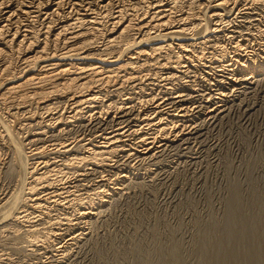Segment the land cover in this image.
<instances>
[{
  "label": "bare ground",
  "instance_id": "1",
  "mask_svg": "<svg viewBox=\"0 0 264 264\" xmlns=\"http://www.w3.org/2000/svg\"><path fill=\"white\" fill-rule=\"evenodd\" d=\"M176 1L167 0V4L169 3L171 6L170 5L164 6V5L159 3L160 1L156 2L155 4H151L152 2L150 3L147 0H146V2L140 1V3H142L140 5V7L142 9L143 8H145V9L142 10L141 8H139L142 10V12L140 14L141 17L138 16V18H137L136 16H134V13H133L135 10H137L136 9L137 7L135 8V6L137 5L135 2L134 3L136 5L135 6L133 5L134 6L133 8H135V10L131 9L133 11H130V9L128 10L127 8L125 10H123L124 7L122 8L118 5L120 7V9H118V10L116 9L115 12L113 10V12H112V10H110L112 8V6L110 9L108 8V6L110 4H112L113 1L111 2V0H106L105 6H103L104 4L99 5L100 7L102 6L101 11H104L105 9L107 10V8H108V12H110V11L111 12H110V14L109 13L104 14L102 12L104 14L103 15V14H99L101 12L94 13L95 11H93L91 9L92 6H90V4H87V3L83 4L84 2L80 1V0H0V111L3 112V110L1 109L2 108L1 106L5 107V109L10 108V106H11L12 108L10 110H7V109L6 110L11 111L12 113L14 112L13 110L16 109V112H14L13 114L11 112H9V115L10 114L11 115L8 118H12L11 120H13L16 118L13 116L17 115V113H18L17 111H19L20 109L21 110L24 109V111L27 112L25 115V118L27 116V118L30 121L31 120H35V121L37 120L39 122L40 117L38 116L39 114L37 112H35L36 110L34 109L35 111L33 110L34 111V113H33L32 111H30L31 108L27 109V107H30V106L32 107L35 105V108H39L40 106L43 105L42 108L45 107L44 111H42L43 109L42 110L38 109V110L42 111L41 115H44L45 113H47V114L52 113L53 114V111H56L58 106L57 105H56L57 107L51 106V104L55 101H58L59 99L65 98V101L67 102V107H68L67 109H69V111L71 110L70 114H72V115H69V116L64 115L65 116V118H64L65 122L63 124L64 127L69 128V127H72L73 124H77V123L82 122V121L83 122L86 121L85 122L86 125H87V123L89 125L90 117L94 116V114H95V115H98V117L95 116L97 118L95 119L96 121L94 123L95 129L94 128L93 129L96 131L97 130L102 131V133L97 131L99 133L95 134V135L93 134L94 135L93 136L91 134L92 132L90 130L86 131L85 127L82 126L83 128H80L78 130L80 132V136L78 137V140H77V138H76V140H74V139H72L73 137H71V136H74V133H77V131H73V132L68 131L69 133H65V131L67 129L66 130L59 129V130H56V133H55L56 135L53 137H57V139H62L63 137L64 138L67 137V140L65 139L64 141H61V140L56 139L57 142L56 141L55 142L54 141L49 142V141L43 140L41 143L39 141L38 145L31 144V147L26 150L22 146L23 142H20L21 140L19 139L20 134H22V133L18 134L16 129L15 130L11 129V127H10L11 125L6 124L7 120L6 119H5L6 121L4 120V118H5V117H3L4 113L0 112V177L1 176L3 177L5 175L3 178H6V177H9V178L14 177V179L18 178L17 179L18 189L15 188L17 186L16 185L14 188L17 190L14 193H11L9 197L6 198V196H5V197H3V199L0 200V233H2L3 231L6 230V232L8 231L7 235L9 234V236L13 237L12 240H10L11 238L9 239L10 241L15 242L16 240H18V241L21 240V244L23 243V244L27 245V246H24L22 244L23 246H20V243L18 242L19 244L15 245L16 248L14 247L16 250H18L20 252L24 251L25 252L24 254H26V252H28V251L30 252V250H31V248L29 250H27L29 247V244H34L35 250L34 251L32 250L31 251L32 253L31 252L30 253L31 254L36 253L37 254L36 256H38L39 253H41L40 252L41 250H44L45 248H49V249L51 248L50 249L52 252L51 258L54 257L55 253H58L60 256V258H59L60 260L58 259V260L52 261V262H54L55 264H59L60 261H62L66 258L68 251H70L69 247L72 245L74 246V244H76V243H79L78 241L82 238V236L84 234L83 233L78 234L79 233V231H78L77 232L78 235H75V234H69L66 231V233H67L66 237H69V239L67 240L68 245L67 246H59L58 245L59 247L58 248L55 247V249L53 250V248H54L53 245L59 243V242L55 243L56 239H57L56 238V232L59 229L63 228L64 226L72 225V224H70V222L73 223V221H77V223L80 224V222L82 220H86V219L91 220L93 218V216H95V212L99 211L102 207L107 205L108 199L110 197L114 196L119 191H121L122 187H124L123 185L125 183L130 182L129 180L131 179V174H129L130 173L129 171L128 172L122 171V172H119L118 174L116 173L115 178L111 179L112 177L109 176V174H107L108 169L109 170L111 169V167L109 168V164H110L109 161H111L112 159H113V161H115V159H117L121 155H125V156L127 155V157L129 156V158L131 156L132 157L134 156L136 158H143V159L150 158L151 156H153L152 154L154 153V151L152 153V150H150L151 145H153L154 141L156 143V139L158 137L163 138V137H165L166 134L169 135L170 131L172 133V130L176 129V131H177L178 127H181L183 129L186 126L188 127L189 123H192V119H190L191 118L190 116H192V115L190 114V116H189L190 118H189L187 116L189 114L186 115V113H185L186 111L185 112L183 111V110H185L183 108V106L179 105L180 107L177 108V109H179L178 110L179 112L183 113L182 118L180 120H177L174 117L172 118V116H173L172 113L177 112L176 111L177 109L171 110V109H173V106H170V107L167 106V105H169V104H167L168 102L164 103L167 105H160L162 102L159 101L160 104L158 103L156 106H153L151 110H149V111L146 110L145 112H141L140 111L141 109L139 108V106L142 105L141 104V102L143 100L142 98L145 95L142 97V93H140L138 90L137 91L139 93H136L137 91L135 93L134 92L124 93L123 91L126 88L125 89L124 88L123 89H116L115 90L116 92L113 90V88H111L115 92V94L111 95L109 93L108 95H106V93H105V95H103L102 94V87H101V86L105 87L107 85L116 84V83H119V86H120L122 83L126 84L127 82H130V85H132L131 82L137 83V81L142 82L143 79L144 80L148 79V78L151 79V77L156 78L158 76L157 74H159L160 71L158 70L159 73L154 72V71L156 69H158L159 66H162V65L168 67V68H165V67L164 68L167 69L168 71H170L169 72L170 74H168L166 72H165V74L161 73V75H162V77H160L161 80H162V78L164 79L165 75H167L165 77L166 80L176 78V79L184 81V78H183L184 75L180 73V71H182V69H184V68L186 69L187 66H188V68H190V66H191L193 69H197V68H199L200 65H202V66L204 65L203 62L201 64H199L200 63L199 61H200V58H202L201 55H203V56H205V55L202 53L203 51H198L199 46L202 44L201 41L204 38L197 39L199 37V35L196 38V36L194 35L195 33H192V31L194 32L195 29L197 31L198 26H202L203 23H205L203 25V27L206 26L205 30L208 31L210 29V26H209L210 23H208L207 21H209L211 23H215V24L218 20L220 21V19H222L224 16L223 14L220 13V11H222V13L225 12L224 11L225 8L227 9L226 5H229L227 3L228 1L226 0V2H225V1H221V0L220 1H216V0L212 1L211 0L209 7L205 11V14L201 15V12H200V15L195 14L196 17L192 13V11H190L191 9L189 10L190 12L184 11V14H182V15H181V13L177 14L178 12L176 13V11H174L175 8L177 7V3H178ZM196 1H198V0H196ZM128 2H129V0H128ZM182 2H183V0H182ZM188 2H190V1H188ZM203 2H206V1H203ZM203 2L202 3L199 2L201 4V7L204 5ZM229 2H230V0H229ZM180 3L181 2H179L178 4L180 5ZM187 4H189V3H187ZM233 4H235V3H233ZM146 6H147V8H146ZM64 7H67V9H68L67 12H65L66 8L64 10ZM196 7H195V9H196ZM114 8H116V7H114ZM179 8L180 7H178L177 9H179ZM193 8H194V6H193ZM260 8H262V7H260ZM260 8H258V10ZM251 9H254V8H251ZM263 9L264 8H262V10ZM201 10H202V8H201ZM204 10L205 9L203 8V11ZM80 11L82 13L83 12H85V13L82 14V13H80ZM137 11H135V12H137ZM251 11H253V10H251ZM250 15H251V13H250ZM59 16H60L61 21L59 20L60 22L57 23V26L54 30H51V27H50L52 25L51 24L52 21H51V23L47 22V25L43 29L40 28L41 29L40 31H37L38 28L37 29L34 28L35 23H33L32 18H35V20L36 19H38V20L42 19V21H47L48 19L51 20L53 17L55 19L57 18L54 21H58ZM255 16H256V14H255ZM262 16H263V14H262ZM259 17H261V16L259 15ZM102 20L103 21L106 20V23L108 22V24H106L107 26H104L102 24ZM256 21H259V20H256ZM39 22H41V21H39ZM196 22L198 23L197 25H196ZM219 23L222 24L221 21ZM207 24H209L208 25L209 29H208ZM235 24H238V23H235ZM37 26H39V24ZM215 26H217V24ZM241 27H243V25ZM221 28H223V26ZM200 30L201 29H199V31ZM202 30H203V28H202ZM199 31L197 33H199ZM237 32H239V31H237ZM241 32L243 33V31H241ZM209 33H211V32H209ZM202 34L203 33H201V35ZM208 36H211V35L209 34ZM250 37L251 36L245 37L244 35L243 36L240 35V36L236 37V39H235V41H236L235 47L236 48L235 49L241 53V50L243 51V50H245V48L248 49V46H249V48H251L250 47L251 40L253 41V39L255 37H253V39L249 40ZM217 39H215V41ZM232 39H230V40H232ZM99 41H101V42H99ZM210 41H211V37H210ZM206 42H208V41H206ZM233 42H234V40H233ZM98 44L99 45L101 44V45L96 46ZM204 44H205V41H204ZM257 45H258V43H257ZM174 46H175V48H173ZM243 46L245 48H242ZM214 47H216V44ZM23 50H24L23 54L24 55L26 54V56L19 54L20 56H18V58H17L18 62L21 63V67L19 66L21 69L18 68L19 71H15L16 70L15 69V70H13L15 72H13L10 69V65H11L10 62H12L11 60H12L14 51L22 52ZM217 50L219 51V49H217ZM173 51H175V52H173ZM218 51L214 50V51H211L210 53H207L208 57L210 58L209 61H211V65H212V66L211 65L210 66L213 68V70L216 69V70H218L217 72L223 73L228 77L229 76L233 77V75L237 77V73H240V75L242 76V79H244L245 81L246 80L252 81L251 79H253V78L255 79V74L258 73L259 71L255 72L257 69L253 68L254 66L252 67L253 71L248 72V74H250L251 76L250 75L248 77L245 76V78H244L243 72H244V68H245L247 63H243L242 60L241 61L233 60L229 57V55H228L229 53L227 54V53L223 52L222 50L220 52H218ZM259 52H260L259 55H262L264 57V43H261V47H260ZM240 53H238V54H240ZM231 55H233V54H231ZM238 58H240V57H238ZM3 59H4V61H3ZM184 59L186 60L185 62H184ZM198 59H199V61H198ZM248 60L251 61V65L252 64H254V65L259 64L262 68V70L260 69L261 70L260 72L264 71V58H263V61L261 63H260V61L259 62L257 61L255 56L247 59V62H248ZM205 63H207V62L205 61ZM208 64H209V62H208ZM202 66H201V68H202ZM204 68H206V67H204ZM75 69L78 70L79 72L78 71L76 72ZM163 69H161V70L163 71ZM164 71H166V70H164ZM192 71H195V70H192ZM202 71H204V70H202ZM151 72H154V73H151ZM197 72H199V71H197ZM204 72H206V71H204ZM73 73H76V75H71ZM149 73H151V74L149 75ZM209 73L211 74V72H209ZM184 74H185V72H184ZM196 74H199V73H196ZM203 74H205V73H203ZM168 75H170V76H168ZM196 76H198V75H196ZM187 77L185 75V78H187ZM192 78L195 79V76L191 77V80H192ZM239 79H241V77H239ZM153 80H155V79H153ZM179 80H177V81H179ZM231 81H233V80H231ZM140 82H138V83H140ZM152 82H151V84H154V82L153 83ZM165 82H167V81H165ZM242 83H244V82H242ZM161 84H162V82L160 83V85ZM164 84L162 86L166 85V84L165 85ZM167 84H169V83H167ZM135 85H137V84H135ZM132 86H131V88H132ZM193 86H194V84H193ZM110 87H112V86H110ZM129 87L130 86H128V88ZM144 87H145V85H144ZM144 87H143L142 91L140 90L141 92L146 90V89H144ZM128 88H127V90H128ZM151 88H153V87H151ZM196 88H197V86H196ZM196 88L195 87H194V89L188 88L187 92L189 94L190 93L193 94V92L195 91ZM136 89H139V88H136ZM140 89H142V88H140ZM174 89H171V90H174ZM234 89H235V87H234ZM103 91H104V89H103ZM131 91H132V89H131ZM178 91H176V92H178ZM182 91H184V90H182ZM107 92H108V90H107ZM150 93H151V91H150ZM163 93H164V91H163ZM165 93H167V92H165ZM215 94H214V96H215ZM206 95L207 94H205V96ZM217 95L218 94H216V96ZM219 95H221V94H219ZM126 96H129V97H126ZM172 96H171V98H174L177 95H175L173 97ZM182 96L183 95H181L180 97H182ZM221 96H223V94ZM224 96H225V94H224ZM122 97H126V98L121 99ZM166 98L168 99L167 96H166ZM175 98H179V96H177ZM144 99H146V98H144ZM149 99L147 98V100H149ZM154 99L156 100V98H154ZM161 99L162 98H160V100ZM157 100H159V99L157 98ZM171 101H173V100H171ZM176 101L174 100L173 102H176ZM144 102H146L145 103L146 105L150 104L149 101H144ZM147 102H148V104H147ZM196 102H198V101H196ZM219 102H221V101H219ZM59 103H60V100H59ZM61 103H63V102H61ZM207 103L211 104L210 101ZM3 104H8V107H6L7 105L4 106ZM59 105H62V104H59ZM151 105H153V104L151 103ZM199 105H201V104H199ZM215 105H217V104H215ZM14 106L16 108H14ZM89 106H92L93 109H91V107H89ZM201 106L203 107L204 105H201ZM65 107H66V105H65ZM136 108H138L140 110L137 111ZM198 108H201V107L199 106ZM198 108H196V109H198ZM84 109H86L87 111L86 110L83 111ZM213 110H215V109H213ZM213 110L209 111L207 113V116L212 114ZM4 112H5V110H4ZM87 113L89 115L86 116ZM216 113H219V112H216ZM58 114L59 113H57V115H56L57 117H58ZM109 114L113 115L112 119H109L107 117V116H109ZM9 115H6V116H9ZM22 115H24V113ZM118 115H120V116H118ZM59 116H60V114H59ZM104 116H106L109 119V120L107 119V121H109V122H106V121H105L106 123L104 122V119H103ZM47 117H49V116H47ZM53 117H54V115H53ZM95 117H93V118H95ZM125 117L129 118V120H131L130 118H139V119L143 118L142 121L140 120V123H141V125H143V128L141 130L139 129L140 131H142V133L140 132V134H138L136 132L137 129L135 131L137 135L136 134L133 135L131 133L133 135L134 139L137 140V142H135L136 148H134L135 154L130 153L131 151L128 148L129 147L128 145H123L125 142L123 140H126V142H127L128 139H131L128 137L129 135L126 134V133L129 134L128 130H123V129H126V127H127V126H125V124H128V123H124L123 122L124 120L122 121V119H125ZM179 117H181V116H179ZM18 118H20V117H18ZM193 118H195V116H193ZM46 119H48V118H46ZM17 120L20 121L19 119H16L15 121H17ZM25 120H22V121H25ZM29 120H27V121H29ZM91 120H94V119H91ZM9 121H10V119H9ZM15 121H12V122L15 123ZM60 122H61V120H60ZM93 122L94 121H92V124H93ZM126 122H128V121H126ZM129 123H130V121H129ZM20 124L21 123H19L17 126H19ZM27 124H28V122H27ZM35 124H37V123H35ZM53 124L54 123L51 124V127ZM82 124H84V123H82ZM121 124L122 125L124 124L123 128H121L122 127ZM12 125L14 126V124H12ZM32 125H33V122H32ZM45 125L48 126L47 124H45ZM91 125H90V127H91ZM35 126H37V125H35ZM130 126H128V127L130 128ZM137 126L134 125L133 127H137ZM190 126H191V124H190ZM20 127L22 128L23 126L20 125ZM25 127H23V128H25ZM58 127H59V125H58ZM115 127H116V129H115ZM108 128H110L111 130H110V132L107 131L108 132L107 133V132H105V130ZM28 129H29V127H28ZM51 129H53V128H51ZM83 129H84V131H83ZM87 129H89V128H87ZM38 131L36 133L32 134L33 138H40L38 140H42L43 139L42 137H45L47 128L45 129V127L42 128V126H41L40 132H38ZM53 131L54 130H52V132ZM88 131L91 134V136H93V137H90V136L88 137L89 133H86ZM180 131H181V129H180ZM132 132H134V129ZM18 135H19V137H18ZM27 135H28V133H27ZM174 135H176V134L174 133ZM50 136H52V135H50ZM171 136H173V135H171ZM25 137H26V135H25ZM68 137H71V138H68ZM127 137H128V139H125ZM31 138H32V136H31ZM96 138L98 139V141ZM165 138L168 140L167 137H165ZM23 141H24V139H23ZM32 142H34V141H32ZM122 142H123V144H121ZM159 144L161 145V143H158V145ZM142 146L145 148V149H143V152L141 150V152H139V153L137 152L138 154H136V149H139ZM158 147L159 146H157V149H158ZM166 147H167V145H166ZM3 151L9 152V154L8 153L7 154L10 156L6 155L9 157L8 160H6V162L8 161L7 163L3 162V159H2L3 155H1V152H3ZM139 162H140V159H139ZM110 166H112V165H110ZM90 168H93V171H95L97 169L103 170L102 172H100L99 170L97 173H96V171H95V173L93 172V175L94 174L98 175V173H99V176L102 175L100 177L99 181L94 180V182H87V184L84 183L85 185H81L83 183V181H82V183H80V185H77V186L67 185V187H64V184H62V181L66 178H67L66 180L68 181L69 177L75 178L77 180L79 179V181H80V178L85 177L86 171L88 172L90 170ZM90 173H92V172H90ZM134 175L135 176L132 179H135L136 176L139 178V176L141 174L137 172V174H134ZM137 177H136V179H138ZM72 180H74V179H72ZM109 180L114 181L113 183H116V184H112V187L106 185L105 183L108 182ZM84 181L86 182V179ZM58 186L60 188L55 189V187L57 188ZM52 188H54V189H52ZM12 192H13V190H12ZM81 192H83V193H81ZM0 193H2V192H0ZM2 195H5V194L2 193ZM6 195H9V194H6ZM84 195H85V197H83ZM233 200H234V198H233ZM65 202L68 205V207L65 209L62 208V209H64V211H63L64 213L59 214L63 217H54V215L52 213L59 210L58 208L64 206ZM111 204H113V203H111ZM62 209H60V210H62ZM27 211L31 212L30 214H33V215L37 214L38 216L36 215L35 218L33 216H29V215H27ZM229 211H232V210H229ZM57 213H61V212L58 211ZM228 214H229V216H228L229 218L227 217V219L229 221H227V223L228 222L236 223V225L239 229L245 227L246 224L244 225V223H245L244 219H242L240 217L237 218L238 215L237 216L234 215L235 217H233V215L232 216L230 215L232 213H228ZM56 216H58V215H56ZM234 218H237L238 220L235 221L236 219L233 220ZM43 219L46 220V221H44L45 223L42 222ZM40 222H42V223H40ZM38 223H40V224H38ZM85 223H86V221H85ZM230 224H232V223H229V226L231 227ZM41 225H45V226H41ZM226 226H227V224H226ZM78 227L80 228V226H78ZM231 233H233V232H231ZM63 234H65V233H63ZM238 235H240V233ZM3 236H5L8 240V237L6 236V234ZM227 236H229V235H227ZM0 237H2V236L0 235ZM61 237H62V234H61ZM232 238L230 240H232ZM234 238H238V237H236V235H235ZM61 239H63V238H61ZM242 239L241 238L237 239V242L242 241ZM245 239L246 238H244V240ZM259 239H261V236L249 237L247 242L245 243V250L242 251L243 254L240 253V255H239L237 253H232V254H229V256H227L228 254H226V256L223 255L224 256L223 258H221V256H219L220 258L217 256H216L217 258L215 256L209 258V256H208V259L207 258H206L207 260L204 259L205 261L202 264H242L243 261H244L243 264H262V262L259 259V255H258L259 252L257 251V248H258L257 245H259V241H258ZM4 240H6V239H4ZM198 243H200V242H198ZM12 246H14V245H12ZM169 251H171V250H169ZM232 251H235V250L233 249ZM232 251H230V253ZM30 253H27V254H30ZM3 254H5V253H3ZM3 254L0 255V263L2 261H4V259H3L4 255ZM168 256H169V254H168ZM251 256L252 257L254 256V257L252 260H249L250 258H252ZM159 257H160V255H159ZM36 258H38V257H36ZM167 258H169V257H167ZM170 259L173 260V262H175L176 264H179V261H181V260H179V256L175 252H173V250H172V254H171ZM162 260H166V258L162 259ZM168 262L169 261H167V264H168ZM145 263H148V260L145 261ZM171 264H173V263H171Z\"/></svg>",
  "mask_w": 264,
  "mask_h": 264
},
{
  "label": "rangeland",
  "instance_id": "2",
  "mask_svg": "<svg viewBox=\"0 0 264 264\" xmlns=\"http://www.w3.org/2000/svg\"><path fill=\"white\" fill-rule=\"evenodd\" d=\"M80 1H83L84 2L83 4H86V3L90 4V6H92L91 9L93 11H95L94 13L101 12L99 14H103V13L104 14L105 13L110 14V12H111L110 10H112V12L114 10V12H115L116 9L118 10V9H120V7H122V8L124 7L123 10H125L127 8L128 10L130 9V11H133L131 9L135 10V8L137 7L136 9L138 11L135 10L137 12H135V11L133 12L134 16H136L137 18H138V16L141 17L140 14H141L142 10L145 9V8L142 9L140 7V5L142 4V3H140V1L146 2V0H129V2L132 4L131 5L128 2V0H111V2L113 1L112 2L113 5L110 4L108 6L109 9L112 6V8L109 10L110 12H108V8H107V10L103 9L104 11H101L102 6L101 7L99 6V5H103V4H104L103 6H105L106 0H104V1L100 0L102 3L99 0H80ZM147 1H149L150 3L152 2L151 4H155L156 2L160 1L159 3L164 5V6L170 5L169 3L167 4V0H158V1L157 0H151V1L147 0ZM173 1H176V0H173ZM188 1H190V2H188ZM188 1L183 0V2H182V0H177L176 2H178V3L181 2V3H180V5L177 3V7L175 6L176 8L174 11H176V13L178 12L177 14L181 13V15H182V14H184V11H189L191 9L190 11H192V13L194 15L195 14L200 15V12H201V15H203V14H205L206 9L209 7L210 2H211V0H201V1L200 0H198V1L188 0ZM203 1H206V2H203ZM212 1H215V0H212ZM216 1H220V0H216ZM221 1L226 2V0H221ZM227 1H228L227 3L229 5H226L227 9L225 8V10H224L226 13L225 12L222 13V11H220V13L224 15L223 18L220 19L222 24L219 23L220 22L219 20H218L219 22L218 21L216 22L217 26H215L216 25L215 23H211V22L207 21L208 23H210V25L207 24V26L208 25L210 26V29L208 26V29H209L208 31L211 33H209L208 31L205 30L206 26L203 27V25L205 23H203L202 26H198L197 31H196V29L194 30V32L192 31V33H195L194 35L196 36V38L199 35V37L197 39L204 38V39H202L203 42L201 41L202 44L200 45L201 47L199 46V50H198V51H203L202 53L205 55V56L201 55L202 58H200V61L198 59V61L200 62L199 64H201L203 62L204 65L203 66L200 65L199 68H197V69H193L191 66H190V68H188V66H187L186 69L185 68L182 69V71H180V73L184 75L183 78H184L185 82L183 80H179L176 78L166 80L165 77L167 75H165V77H164L165 80L163 78L161 80L160 79V77H162L161 73L165 74V72H166V73L170 74L169 73L170 71L165 69L168 67L162 65V66H159L158 69H156L154 71L157 73H159L158 70L160 71V73L157 74L158 76L156 78L151 77V79L148 78L149 80L143 79L142 82L137 81V83L131 82L132 85L134 84L133 86L135 88L132 85H130V82H127L126 84L122 83L120 86H119V83L107 85L105 87L101 86L103 95H105V93H106V95H108L109 93L111 95L115 94L116 89H123V88L125 89L126 88L123 91L124 93H126V92H134L135 93L138 90L140 93H142V97L145 95L142 98L143 99L142 100L143 103L141 102L142 105L139 106V108L141 110L136 108L137 111L140 110L141 112H145L146 110L147 111L151 110L153 106H156L158 103L160 104V102H162L160 105L169 104L167 106H169V107L173 106V109H171V110H174L180 106H183V108L185 109L183 111L184 112L186 111L185 112L186 115L189 114V115H187L188 117L190 116V114L192 115V116H190L191 118L189 117L190 119H192V123H189L188 127L187 126L184 127L185 129L178 127L177 131H176V129L172 130L173 134L170 131L169 135H167V134L165 135V137H167L168 140L165 137H163L164 139L161 137H158L156 139L157 144L154 141L155 144L153 143V145H151L150 150H152V153L154 151V153L152 154L153 156H151L150 158L143 159V158H136L134 156L133 157L131 156L129 158V156L127 157V155L126 156L121 155L120 157H118L119 159L117 158L118 160L114 158L115 161H113V159L111 160L112 162L109 161V163H110L109 168L111 167V169L110 170L108 169L107 174H109V176L112 177L111 179L115 178L116 173L118 174L119 172H122V171H124V172L129 171L130 172L129 174H131V179L129 180L130 182H127L123 185L124 187H122V190H121L122 192L119 191L117 194L110 197L108 199L107 205L102 207L99 211L95 212V216H93V218L91 220H88V219L82 220L83 222L81 221L80 224L77 223V221H73V223L70 222V224H72V225H70L71 227L70 226H64L63 228L59 229L58 231L56 230L57 231L56 232V238L57 239H56L55 243H57V242H59V243L53 245V247H54L53 250L55 249V247L58 248L59 246H67L68 245L67 240L69 239V237H66V235H67L66 231L69 234H75V235L82 234V233L84 234L82 236V238L78 241L79 243H76L77 245L74 244V246L73 245L70 246L71 248L69 247L70 251H68L66 258L64 260L60 261L59 264H132V263L133 264H140V263L141 264H158V263L159 264H163V263L167 264V261H169L168 264L169 263L174 264L175 262H173V260L170 259L171 254H172V250H173V252H175L179 256V260H181V261H179V264H195V263L196 264H202V263H204L205 260L208 259V256H209V258H211L213 256H215V257L221 256V258H223L224 256H226V254H228L227 256H229V254H232V253H237L240 255V253H242V251L245 250V243L247 242L248 238L251 236H255V237L261 236V239L258 240L259 245H257L258 246L257 251L259 252L258 255H259L260 261L262 262V264H264V71L260 72L262 70V68L259 64H257L258 66L254 65V64L251 65L250 60H248V62H247V59H249L253 56H255L257 61L258 62L260 61V63L263 61V58H264L262 55H259L261 43H264V30H263L264 29V24H263L264 23V21H263L264 20V9L262 10V8H264V1L263 0H247V1L246 0H230V2H229V0H227ZM199 2L200 3L203 2L204 5L202 4L203 6L201 7V4ZM187 3H189V4H187ZM233 3H235V4H233ZM133 5L134 6L136 5L135 8H133L134 7ZM193 6H194V8H193ZM259 6L262 8H260ZM114 7H116V8H114ZM178 7H180L182 10L180 8L177 9ZM195 7H196V9H195ZM65 8H66V10H65ZM139 8H141L142 10ZM146 8H147V6H146ZM201 8H202V10H201ZM203 8L205 9L204 11H203ZM251 8H254V9H251ZM258 8H260V9L258 10ZM250 9L253 11H251ZM64 10H65V12H67L68 11L67 7H64ZM80 13H82V12L80 11ZM84 13L85 12H83L82 14H84ZM250 13H251V15H250ZM255 14H256V16H255ZM262 14H263V16H262ZM196 15H195V17H196ZM259 15L261 17H259ZM52 19L51 20L48 19L47 21H42V19H40V20L36 19L35 20V18H32L33 23H35L34 28L35 29L38 28L37 31H40L41 29H43L47 25V22L51 23V21H52V23H51L52 25L50 27H51V30H54L57 26V23H59L61 21V19H60V16H59L58 21H54L57 18L55 19L52 17ZM256 20H259V21H256ZM37 21L38 22L41 21V22L38 23ZM235 23H238V24H235ZM38 24H39V26H37ZM102 24L104 26H107L106 24H108V22L106 23V20H104V21L102 20ZM197 24L198 23L196 22V25ZM221 25L223 26V28H221L222 27ZM242 25H243V27H241ZM201 27L203 28V30ZM199 29H201L203 32L201 30H200L201 31L200 32ZM198 31H199V33H197ZM237 31H239V32H237ZM241 31H243V33ZM201 33H203V34L201 35ZM209 34L211 36H208ZM240 35L241 36L244 35L245 37L251 36L249 38V40H251V39H253V37H255L253 39V41L251 40V43H250L251 48H249V46H248V49H249L248 50L243 46L242 48H245V50L242 51L240 49L241 53L235 49L236 48L235 47L236 46L235 39H236V37H238ZM210 37H211V41H210ZM215 39H217V40L215 41ZM230 39H232V40H230ZM233 40H234V42H233ZM204 41H205V44H204ZM206 41H208V42H206ZM99 42H101V41H99ZM257 43L259 46L257 45ZM215 44H216V47H214ZM100 45L98 44L96 46H100ZM173 48H175V46ZM217 49H219V51ZM214 50L218 51V52H220L222 50L223 52H225L227 54L229 53L228 55L231 59L238 60V61L242 60L243 63H247L248 65L246 64V66L244 68V72H243L244 78H245V76L248 77L250 75V74H248L249 71H253L252 69L256 68L257 70L255 72H257V71H259V72L255 74V79L253 78V79H251L252 81H250V80L245 81L244 79H242V76L240 75V73H237V77L233 75V77H234L233 78L232 76L228 77L223 73L217 72L218 70H216V69L213 70V68L211 67L212 66L211 61H209L210 58L208 57L207 53H210L211 51H214ZM15 52L16 51H14V54H13V57L11 60L12 62H10L11 63L10 69L12 71L15 69H16L15 71H19V69H21L20 68L21 63L18 62L17 58L20 55H24L23 54L24 50L22 52H16V53ZM173 52H175V51H173ZM237 52L240 54H238ZM231 54H233V55H231ZM24 56H26V54ZM238 57H240V58H238ZM3 61H4V59H3ZM185 61L186 60L184 59V62ZM205 61L207 63H205ZM208 62H209V64H208ZM201 66H202V68H201ZM204 67H206V68H204ZM161 69H163V71ZM164 70H166V71H164ZM192 70H195V71H192ZM202 70H204L206 72H204ZM15 71H13V72H15ZM75 71L77 72L78 70L75 69ZM197 71H199V72H197ZM154 72H151V73H154ZM184 72H185V74H184ZM209 72H211V74ZM151 73H149V75ZM194 73L195 74L199 73V74H196V75H198V76H196ZM203 73H205V74H203ZM71 75H76V73H73ZM185 75H186V77L187 76L188 77L185 78ZM168 76H170V75H168ZM193 76H195V79L192 78V80H193L192 81L191 77H193ZM239 77H241V79H239ZM153 79H155L157 82ZM177 80H179V81H177ZM231 80H233V81H231ZM150 81L151 82L153 81L154 84H151ZM165 81H167V82H165ZM138 82H140V83H138ZM161 82H162V84L160 85ZM242 82H244V83H242ZM167 83H169V84H167ZM135 84H137V85H135ZM163 84L165 86H162ZM193 84H194V86H193ZM144 85H145V87H144ZM110 86H112V87H110ZM128 86H130L129 87L130 89L128 88ZM131 86H132V88H131ZM142 86L144 87V89H146L143 92H141L143 90ZM196 86H197V88H196ZM151 87H153V88H151ZM194 87L196 89L193 92V94L192 93L189 94L187 92V89L188 88L194 89ZM234 87H235V89H234ZM111 88H113V90L115 92ZM127 88H128V90H127ZM136 88H139V89H136ZM140 88H142V89H140ZM103 89H104V91H103ZM131 89H132V91H131ZM171 89H174V90H171ZM181 89L184 91H182ZM107 90H108V92H107ZM162 90L164 91V93ZM138 91L136 93H139ZM150 91H151V93H150ZM176 91H178V92H176ZM165 92H167V93H165ZM215 93L218 95L216 96ZM205 94H207V95L205 96ZM214 94H215V96H214ZM219 94H221V95L223 94V96H221ZM224 94H225V96H224ZM172 95L173 96L177 95V96H179V98H175L177 96L174 97L175 99L171 98ZM181 95H183L185 98L183 96L180 97ZM166 96L168 97V99L166 98ZM126 97H129V96H126ZM126 97H122L121 99L126 98ZM144 98H146V99H144ZM147 98L148 99L150 98V99L147 100ZM154 98H156V100ZM157 98L159 100H157ZM160 98H162V99L160 100ZM59 100H60V103H59ZM59 100L53 102L52 103L53 105L51 104V106H55V107L58 106L57 110L53 111V114L52 113H50V114L45 113L44 115H41L42 111L45 110V107L42 108L43 105L40 106L41 108L40 107L35 108V105L32 107L31 106L27 107V109L31 108L30 111H32L33 113L36 110L35 112H37L39 114L38 115L40 117L39 122L37 120L36 121L31 120L33 122V125H32V122L27 118V116L25 118V115L27 112H25L24 109H22V110L20 109L19 111H17L18 113L20 112L19 113L20 115L17 113L16 116H13L16 118L11 120L12 118H8L11 115V114L9 115V112H11V111H7V110H10L12 107L10 106V108H8V109L6 108L7 109L6 110L5 107L1 106L2 107L1 109L3 110V112L2 111H0V112L4 113L3 117H5L4 120L5 119L7 120V121L5 120L6 124L11 125L10 126L11 129H14V130L16 129L18 134L22 133V134H20V137H19V135H18V137L21 140L20 142H23L22 146L24 147V149L27 150L28 148H30L31 144L38 145L39 141L41 143L43 140L49 141V142L50 141H54V142L56 141L57 142V140L64 141L65 139L67 140V137H65V138L63 137L62 139H57V137H53L56 135L55 134L56 130H59V129H64V130L67 129L65 131V133L77 131V133H74V136H71V137H73L72 139H74V140H76V138L78 140V137L80 136V132L78 130L80 128H83V127H85L86 131L90 130L92 132L91 133L92 135L98 134L99 132L102 133V131L97 130V131H99V132H97L96 130H94L95 129L94 123L96 121L95 119L98 117V115H95V114H94V116L90 117L89 125H88V123L86 125V123H85L86 121H84V122L82 121V122H79L77 124H73L72 127H69V128L64 127L63 124L65 122V120H64L65 116H69L72 114H70L71 110L69 111V109H67L68 107H67V102L65 101V98H62ZM171 100H173V101L177 100V101L173 102ZM144 101H149L150 104L146 105L145 104L146 102H144ZM196 101H198V102H196ZM206 101L207 102L210 101L211 104H208ZM219 101H221V102H219ZM61 102H63V103H61ZM166 102H168V103L164 104ZM151 103L153 105H151ZM198 103L201 105H204V106L202 107ZM59 104H62V105H59ZM147 104H148V102H147ZM215 104H217V105H215ZM3 105L4 106L7 105L6 107H8V104H3ZM65 105H66V107H65ZM194 106L196 108H198L200 106L201 108H198L199 109L198 110ZM89 107H91V109H93L92 106H89ZM14 108H16V107L14 106ZM38 109H40V110L43 109V110L40 111ZM213 109H215V110H213ZM4 110L6 113L4 112ZM85 110L86 109H84L83 111H85ZM178 110L179 109L176 110L177 112L172 113V115H173L172 118L174 117L177 120H180L182 118L183 113L179 112ZM211 110H213V113L207 116V113ZM13 111L16 112V109ZM216 112H219V113H216ZM21 113L22 114L24 113V115H22ZM57 113H59L60 116L58 114V117H57L56 116ZM6 115H9V116H6ZM53 115H54V117L56 116L55 117L56 119L53 117ZM87 115H89V114L87 113L86 116ZM17 116L20 118H18ZM47 116H49V117H47ZM95 116H97V117H95ZM112 116L113 115L109 114V116H107V117L109 119H112ZM118 116H120V115H118ZM179 116H181V117H179ZM193 116H195V118H193ZM60 117L61 118L63 117V118L61 119ZM93 117H95V118H93ZM107 117L106 116L103 117L104 122L105 121L109 122V121H107V119H108ZM46 118H48V119H46ZM9 119H10V121H9ZM16 119H19L21 122L18 120L15 121ZM91 119H94V120H91ZM130 119L131 120H129V118L125 117V119H122V121L124 120L123 121L124 123H128V124H125V126H127V127H126V129H123V130H128L129 134L128 133H126V134L129 135L128 137L131 139H128V137H127V138H125V139H128L127 142H126V140H123L126 143L124 142V144H123V142H122L121 144L128 145L129 146L128 148L131 151L130 153L135 154L134 148H136L135 142H137V140L134 139L133 135H135L136 132L138 134H140V132L142 133V131H140V130L143 128V125H141L140 120L142 121L143 118H140V119L139 118H130ZM22 120H25V121H22ZM27 120H29L30 122ZM60 120H61V122H60ZM12 121H15L16 124ZM92 121H94L93 124H92ZM126 121H128V122H126ZM129 121H130V123H129ZM27 122H28V124H27ZM51 122L54 123L52 125V127H51V124H52ZM19 123H21L20 125H22L23 127H25L27 125L29 127V129L27 126L25 128H23V127L21 128L20 125L17 126ZM35 123H37V124H35ZM82 123H84V124H82ZM12 124H14V126ZM45 124H47L48 126H46ZM190 124H191V126H190ZM35 125H37V126H35ZM58 125H59V127H58ZM90 125H91V127H90ZM134 125L135 126L138 125L137 126L138 128L133 127ZM41 126H42V128H44V127H45V129L47 128L45 137H42L43 138V139L41 138L42 140H38L40 138H33L32 134L36 133L38 130H39L38 132H40ZM128 126H130V128ZM123 127H124V124L122 125L121 128H123ZM35 128L36 129L38 128V129L36 130ZM51 128H53V129H51ZM87 128H89V129H87ZM115 129H116V127H115ZM133 129H134V132H132ZM136 129H137V131H136ZM180 129H181V131H180ZM52 130H54V131L52 132ZM110 130L111 129L108 128L105 130V132H107V131L110 132ZM83 131H84V129H83ZM27 133H28V135H27ZM86 133H89V131ZM174 133L176 135H174ZM24 134L26 135V137ZM49 134L52 136H50ZM89 134H88V137L94 136V135L91 136V134L90 135ZM171 135H173V136H171ZM31 136H32V138H31ZM71 137H68V138H71ZM23 139H24V141H23ZM32 141H34V142H32ZM97 141H98V139H97ZM158 143H161V145L160 144L158 145ZM156 145L159 146L158 147L159 150L157 149ZM166 145H167V147H166ZM143 149H145L143 146L139 149H136V154L141 152V150L143 152ZM3 152H1V155H3L2 156L3 162L7 163L8 161L6 162V160H8V158H9L8 156H10V155H8L9 152H5V151H3ZM6 155H8V156H6ZM139 159H140V162H139ZM110 165H112V166H110ZM90 170L88 172L86 171V176L83 178H80V181H79V179L77 180L75 178L69 177L68 178L69 180L67 181L66 180L67 178L64 179L62 181V184H64V187H67V185H69V186L70 185H72V186L73 185L74 186L80 185V183H82V181H83V183L81 185H85L84 183L87 184V182H94V180L99 181L100 177L102 175L99 176V173H98V175L97 174L93 175V172L95 173V171H96V173H97L98 170L100 172H102L103 170L97 169V170L93 171V168H90ZM90 172H92V173H90ZM137 172L141 174L139 176V178L136 176L138 179H136V177H135V179H132L135 176L134 174H137ZM3 177L2 176L0 177V192H2L5 195H2V193H0V197L2 196L0 198V200L3 199V197H5V196H6V198L9 197L11 193H14L18 189V182H17L18 178L14 179V177H10V178L9 177L3 178ZM84 178L86 179V182L84 181L85 180ZM72 179H74V180H72ZM113 182L114 181L109 180L105 184L112 187V184H116ZM14 187L17 189H15ZM58 188H60V187L59 186L57 188L55 187V189H58ZM52 189H54V188H52ZM12 190H13V192H12ZM81 193H83V192H81ZM6 194H9V195H6ZM83 197H85V195ZM233 198H234V200H233ZM111 203H113V204H111ZM67 207H68V205L65 202L64 206L58 208L59 210L55 211L56 213L58 211L61 213L56 214L54 212L55 214L54 213H52V214L54 215V217H63L59 214H63L64 209ZM62 208H64V209H62ZM60 209H62V210H60ZM228 209L232 210V211H229ZM28 212L29 211H27V215L33 216L34 218L37 215V214L33 215V214H30L31 212H29V213ZM228 213H232L230 215L231 216L233 215V217L238 215L237 218L240 217V218L244 219L245 220L244 225L246 224L245 227L239 229L237 227L236 223H233V222L227 223V221H229L227 219V217L229 216ZM56 215H58V216H56ZM237 218H234L233 220L236 219L235 221H237L238 220ZM44 221H46V220L43 219L42 222H44ZM85 221H86V223H85ZM42 222H40V223H42ZM40 223H38V224H40ZM225 223L227 224V226ZM229 223H232V224H230L231 227L229 226ZM41 226H45V225H41ZM78 226H80V228ZM63 229L64 230L66 229V230L64 231ZM78 231H79V233L77 234ZM7 232L5 230L2 233H0V235L2 236V237H0V240L2 241V242L0 241V253L1 254L5 253V254H3L5 257L3 256L4 261L1 262L2 264H9V263L10 264H33V263L34 264H50V263L55 264L52 261H56L60 258L58 253H55V254L53 253L54 257L51 258V255H52L51 254L52 252L50 250L51 248L50 249L49 248H45V249L43 248L44 250H41L40 251L41 253H39L38 256H36L37 255L36 253L31 254L32 253L31 251L35 250L34 244H29V247L27 249V250H29L31 248V250H30L31 253L28 251V252H26V254H24L25 253L24 251L20 252V251L16 250L15 245L19 244V243H20V246H23V245L27 246V245L23 244V243H22L23 244L22 245L21 240H19V241L16 240L15 242L10 241V240H12L13 237L9 236V234L7 235ZM231 232H233V233H231ZM60 233L62 234V237H61ZM63 233H65V234H63ZM239 233H240V235H238ZM5 234L8 237V240L5 236H3ZM227 235H229V236H227ZM235 235L238 238H234ZM60 237L63 239H61ZM231 238H232V240H230ZM239 238H241V239L243 238V239H242V241L237 242V239H239ZM244 238H246V239L244 240ZM4 239H6V240H4ZM198 242H200V243H198ZM12 245H14V246H12ZM233 249L235 251H232ZM169 250H171V251H169ZM230 251H232V252L230 253ZM27 253H30V254H27ZM168 254H169V256H168ZM159 255H160V257H159ZM36 257H38V258H36ZM167 257H169V258H167ZM253 257L250 258L249 260H252ZM161 258L162 259L166 258V260H162ZM147 260H148V263H145V261H147ZM243 262H242V264H243Z\"/></svg>",
  "mask_w": 264,
  "mask_h": 264
}]
</instances>
